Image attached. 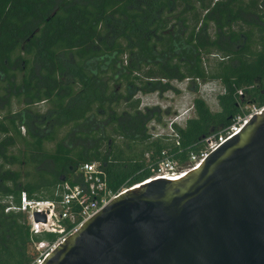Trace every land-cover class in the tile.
<instances>
[{"label":"trees","instance_id":"obj_1","mask_svg":"<svg viewBox=\"0 0 264 264\" xmlns=\"http://www.w3.org/2000/svg\"><path fill=\"white\" fill-rule=\"evenodd\" d=\"M263 70L264 0H0V264H36L37 245L58 237L11 209L22 193L58 202L83 164L114 194L165 160L190 166L241 106H264ZM185 80L218 83V111L196 96L194 117L153 137L161 112L135 95Z\"/></svg>","mask_w":264,"mask_h":264},{"label":"water","instance_id":"obj_2","mask_svg":"<svg viewBox=\"0 0 264 264\" xmlns=\"http://www.w3.org/2000/svg\"><path fill=\"white\" fill-rule=\"evenodd\" d=\"M144 182L40 264H264V111L197 169Z\"/></svg>","mask_w":264,"mask_h":264},{"label":"built area","instance_id":"obj_3","mask_svg":"<svg viewBox=\"0 0 264 264\" xmlns=\"http://www.w3.org/2000/svg\"><path fill=\"white\" fill-rule=\"evenodd\" d=\"M238 94L241 96L242 92L239 91ZM244 107L246 106L240 107V114L234 119L225 135L208 137L205 140V148L199 154L191 155L189 169H197L218 146L240 132L250 118L255 115H260L264 111V106L257 107L254 105L251 111L244 110ZM187 119H189V114H179L171 119L166 128L169 134H173L174 125L183 127ZM153 129L154 126H150L152 136H160L158 133H153ZM177 168L175 163L165 160L158 165L154 176L157 174L180 172ZM79 173L82 178V183L73 186L68 183L64 184L59 194L61 199L58 202L32 200L29 199L26 194L22 193L19 205L11 208L12 210L20 211L27 215L32 234L50 233L58 235L56 240L52 243L41 242L37 245L38 250H43L45 247H48L46 252L41 254L37 264H40L47 258L49 254L57 246L64 243L69 236L77 232L84 221L98 213L110 200L128 191L126 190L123 192V190H121L116 194L112 193L105 184L104 172L97 164H83L79 168ZM35 213L43 215L46 221L35 222L33 217ZM65 221L68 222L65 224Z\"/></svg>","mask_w":264,"mask_h":264},{"label":"rangeland","instance_id":"obj_4","mask_svg":"<svg viewBox=\"0 0 264 264\" xmlns=\"http://www.w3.org/2000/svg\"><path fill=\"white\" fill-rule=\"evenodd\" d=\"M215 58H211L213 60ZM211 62V61H210ZM173 87L178 90L176 92H167L162 96L157 95L156 93L153 94H136L135 99H139L141 104L140 108H158L161 112L162 116V123L163 125H157L154 122L150 123L148 126H154L152 130L153 133H158L160 136L169 134V131L166 129L167 124L170 122L171 119L178 116L179 114H189V118L194 117L193 114V99L196 96H199L205 100L208 104L209 108L212 112L218 111V106L215 100V96L220 92V88L216 84H201L198 87V92H195L194 85L185 80L183 82H172ZM254 107V105H246L244 110H250ZM15 112L18 110L17 107L12 108ZM40 114L45 112V104H41L37 106L35 109ZM165 125V126H164ZM164 126V127H163ZM21 133H24V129H21ZM178 171L183 172L190 168V166H177ZM187 167V168H186ZM48 247H45L43 250L36 251L38 255L35 258V263H38V260L41 254L45 253Z\"/></svg>","mask_w":264,"mask_h":264},{"label":"crops","instance_id":"obj_5","mask_svg":"<svg viewBox=\"0 0 264 264\" xmlns=\"http://www.w3.org/2000/svg\"><path fill=\"white\" fill-rule=\"evenodd\" d=\"M210 84H216V85H218V87L220 88L219 90H220V92L222 91V89H221V87H220V85L218 84V83H216V82H209ZM209 83H206V84H209ZM216 97V96H215Z\"/></svg>","mask_w":264,"mask_h":264},{"label":"flooded vegetation","instance_id":"obj_6","mask_svg":"<svg viewBox=\"0 0 264 264\" xmlns=\"http://www.w3.org/2000/svg\"><path fill=\"white\" fill-rule=\"evenodd\" d=\"M217 58H218V56H217ZM219 59L221 60V58H219ZM34 108H36V107H34ZM35 123L40 124V122H37V121H35ZM36 130H38L40 132L41 131V128H37L36 127ZM24 132H25V130H24Z\"/></svg>","mask_w":264,"mask_h":264},{"label":"bare ground","instance_id":"obj_7","mask_svg":"<svg viewBox=\"0 0 264 264\" xmlns=\"http://www.w3.org/2000/svg\"><path fill=\"white\" fill-rule=\"evenodd\" d=\"M187 171V170H186ZM183 172H185V171H183ZM136 188V187H135Z\"/></svg>","mask_w":264,"mask_h":264}]
</instances>
